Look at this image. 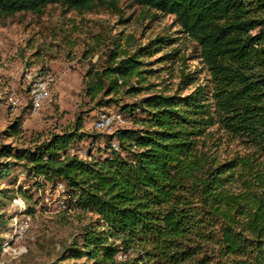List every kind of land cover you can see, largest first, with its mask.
I'll list each match as a JSON object with an SVG mask.
<instances>
[{
    "label": "trees",
    "instance_id": "trees-1",
    "mask_svg": "<svg viewBox=\"0 0 264 264\" xmlns=\"http://www.w3.org/2000/svg\"><path fill=\"white\" fill-rule=\"evenodd\" d=\"M116 1L0 0V18L42 14L49 4L90 12ZM132 1L174 16L197 45L208 79L188 92L156 91L147 58L163 39L143 45L126 39L131 50L117 43L103 65L84 71L81 91L94 107L120 104L133 125L117 127L104 148L96 155L90 148L85 157L76 143L97 135L83 129V115L33 144L1 143L0 181L19 168L42 177L43 187L63 184L67 208L84 222L60 261L264 264V0ZM184 77L189 85L197 80ZM123 95L132 101L123 102ZM21 130L16 118L2 133L14 137ZM227 141L236 149L222 156ZM13 190L0 187V253ZM15 191L30 198L21 187Z\"/></svg>",
    "mask_w": 264,
    "mask_h": 264
},
{
    "label": "rangeland",
    "instance_id": "rangeland-1",
    "mask_svg": "<svg viewBox=\"0 0 264 264\" xmlns=\"http://www.w3.org/2000/svg\"><path fill=\"white\" fill-rule=\"evenodd\" d=\"M157 37L164 42L147 58L152 61L147 67L155 69L154 76L149 78L156 85L154 90L172 91L180 86L188 92L196 83L208 79L207 68L198 58L197 45L182 32L174 16L162 15L132 0H118L115 7L108 5L82 13L49 4L42 14L18 12L0 18V144H33L38 138L71 128L74 119L83 115V129L96 133L97 138L87 137L77 142L75 148L84 153L91 148L96 155L98 148H104L105 136L117 127L132 126L133 117L121 113L120 104L100 108L88 103L81 91L84 71L91 65H103L117 43L131 50L126 39L143 45ZM172 49L177 51L174 58L162 59ZM183 74L197 80L189 85L190 79L182 78ZM42 75H50L53 80L48 84V98L33 112L29 77ZM122 100L131 102L132 98L123 95ZM102 113H121L122 126L115 124L103 131L94 130L93 122ZM16 118L21 120V132L14 137L5 136L3 130ZM227 142L222 147L226 149L222 156L236 149L235 142ZM14 171L0 181V187L14 189V196L5 205L10 220L1 237L9 246L2 248L0 264L82 263L83 260H59L63 248L73 241L84 222L82 215L73 209L58 207L57 201L65 191L50 184L43 187L42 177L27 176L19 168ZM16 174L17 181L11 184L10 179ZM20 187L28 191L30 198L15 191ZM29 208L33 212L27 214ZM26 216L28 231L16 239L12 218L22 220Z\"/></svg>",
    "mask_w": 264,
    "mask_h": 264
},
{
    "label": "built area",
    "instance_id": "built-area-1",
    "mask_svg": "<svg viewBox=\"0 0 264 264\" xmlns=\"http://www.w3.org/2000/svg\"><path fill=\"white\" fill-rule=\"evenodd\" d=\"M53 79L50 75H42V76H35V77H29L30 82V100H31V109L33 112L38 111L44 101L49 96V90H48V84ZM124 122V118L121 113H113V114H100L95 121L93 122V128L97 131H103L108 128H111L115 124L118 126H122ZM113 147H116V144L113 143ZM78 154L80 156H84L85 153L81 150L78 151ZM56 190L64 191V186L62 183H58L55 186ZM66 199L67 195L66 193L62 194V196L58 199V207L61 209H66ZM15 202L18 204L19 207L21 205L18 203L17 199H14ZM28 216H26L22 220H18L16 217H13L12 220V227H13V236L18 239L25 235V233L28 231L29 223H28ZM5 246H9V243L7 241L3 242L2 248ZM125 255H119L120 259H123Z\"/></svg>",
    "mask_w": 264,
    "mask_h": 264
}]
</instances>
